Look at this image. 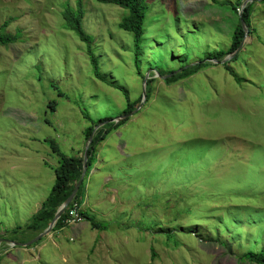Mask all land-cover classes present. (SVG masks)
Listing matches in <instances>:
<instances>
[{
  "label": "rangeland",
  "instance_id": "obj_1",
  "mask_svg": "<svg viewBox=\"0 0 264 264\" xmlns=\"http://www.w3.org/2000/svg\"><path fill=\"white\" fill-rule=\"evenodd\" d=\"M217 1L229 5L149 0L136 62L134 35L119 28L128 11L84 0L100 80L65 26L77 0H0V25L22 33L0 46V238H30L12 231L55 182L59 157L45 140L83 156L82 109L117 119L148 79V101L99 146L86 179L83 210L103 229L84 220L36 246L2 244L0 264H254L238 257L264 248V4L254 2L238 59L216 64L238 25L231 4L244 0Z\"/></svg>",
  "mask_w": 264,
  "mask_h": 264
},
{
  "label": "trees",
  "instance_id": "obj_2",
  "mask_svg": "<svg viewBox=\"0 0 264 264\" xmlns=\"http://www.w3.org/2000/svg\"><path fill=\"white\" fill-rule=\"evenodd\" d=\"M97 3L100 4H109L115 5L128 11V16L123 18L121 23L119 24V28L125 32H129L134 35V42H135V49H136V62H138V54L141 47V39L143 37L144 32V23L146 18V3L149 0H95ZM214 3L218 6H226L229 5L228 3H221L217 0H213ZM264 4V0L262 1ZM76 9H74L69 4L64 7L63 17L65 20V26L68 30L74 32L79 40L86 45V53L89 57V60L92 66L95 69V75L98 79L104 80L102 77L101 72L99 71V61L94 53V42L90 35H88L83 27V20L85 17V10H84V0H77ZM235 12L239 15V10L241 9L242 1H237L235 5L231 4ZM254 3L249 4L243 13V19L250 30V35L256 30L252 25V15L254 12ZM10 25V22H6L3 25H0V46L8 47L14 43H20L22 41V33L19 31L18 34L12 35L11 33L7 32V29ZM245 37V31L243 29L240 17L238 21V25L235 27L232 36V43L228 51H220L214 55V59L218 61L224 60L227 56L233 54L241 45L243 39ZM238 59V54L236 55L233 60ZM204 64L197 65L195 67H190L184 69L177 75H174L172 78L168 79V84L179 82L181 80L190 78L201 68H204ZM173 73V72H169ZM59 94V93H58ZM62 95V93H61ZM142 96L135 102L128 104L127 108L123 111L122 115L132 113L141 103ZM148 101V99H147ZM56 102H51L48 104L50 110H56ZM83 118L89 122V126L85 130V140L87 141L90 135L93 133L96 126L109 121L113 118H101L99 120H94L90 114L86 111L85 108L82 109ZM126 121L121 123L115 124L110 123L105 125L104 127L100 128L92 142L91 149L89 151V161H88V169L87 175L84 179L80 190L73 201V203L69 206L66 213L59 219L56 227L53 230V233L60 232L61 230L68 227L65 222L67 220L68 213L70 209L77 205L80 209V213L84 217L85 221L90 222L91 227L93 230H102L103 226L96 222V220L87 214L86 211L83 210V205L86 199V179L89 176L90 172L92 171L95 162L97 161V152L99 146L105 142L107 137L113 132L118 130L122 125H124ZM46 143L49 144L52 152L59 157V164L54 169L55 173V182L51 189L50 194L46 198V200L42 203L40 210L32 217L31 221L24 226H18L14 231V234H27L28 239L19 240L18 238H10L13 241H19L21 243H27L34 238H36L39 234H41L45 229L53 221L58 209L60 206L68 199V197L74 191L81 175H82V168H83V157L81 156H72L67 155L64 153L57 142L53 139H46ZM187 212L191 213V209H187ZM170 236V235H169ZM42 240V239H41ZM38 241L34 246L38 245L40 242ZM154 255V254H153ZM3 255L0 254V262ZM241 262H250L254 264H264V248L260 250L258 253H246L238 257Z\"/></svg>",
  "mask_w": 264,
  "mask_h": 264
},
{
  "label": "water",
  "instance_id": "obj_3",
  "mask_svg": "<svg viewBox=\"0 0 264 264\" xmlns=\"http://www.w3.org/2000/svg\"><path fill=\"white\" fill-rule=\"evenodd\" d=\"M263 0H244L242 2V5H241V9L239 10V17H240V20H241V23H242V26H243V29L245 31V37L241 43V45L239 46V48L231 55L227 56L224 60L222 61H218V60H213L214 63L216 64H225V63H228L230 60H232L233 58L236 57L237 54L240 53V51L243 49V47L245 46L246 44V40H248L249 36H250V30L249 28L247 27L244 19H243V13H244V10L246 9V7L251 4V3H254V2H262ZM182 72V71H181ZM180 73V72H179ZM147 80L145 81V84H144V91H143V95H142V101H141V104L140 106L135 110L133 111L132 113H128V114H125L117 119H111L109 121H106L98 126L95 127L93 133L90 135V137L88 138V140L86 141V144H85V150H84V153H83V168H82V175L74 189V191L72 192V194L68 197V199L60 206V208L58 209L53 221L51 222V224L48 226L47 229H45L41 234H39L36 238H34L33 240L27 242V243H20L18 241H13V240H10V239H6V238H0V246L2 244H5L7 246H10L12 248H16V247H21V248H27V247H30L34 244H36L38 241H40L41 239L51 235V233L53 232L54 228L56 227L59 219L66 213L67 209L69 208V206L73 203V201L75 200L79 190H80V187L84 181V179L86 178V175H87V169H88V161H89V151L91 149V145H92V142L94 140V137L97 133V131L104 127L105 125L107 124H110V123H115V124H118V123H121L123 121H126L128 119H130L134 114L138 113V111H140V109L143 107V105L145 104V102L147 101V92H146V84H147Z\"/></svg>",
  "mask_w": 264,
  "mask_h": 264
},
{
  "label": "built area",
  "instance_id": "obj_4",
  "mask_svg": "<svg viewBox=\"0 0 264 264\" xmlns=\"http://www.w3.org/2000/svg\"><path fill=\"white\" fill-rule=\"evenodd\" d=\"M84 221V217L82 216V214L80 213V209L77 205H74L67 216V220L65 222V224L67 226H72L74 224L80 223Z\"/></svg>",
  "mask_w": 264,
  "mask_h": 264
}]
</instances>
